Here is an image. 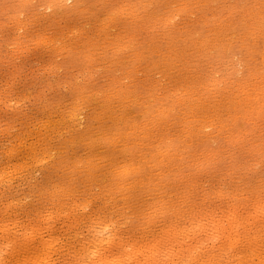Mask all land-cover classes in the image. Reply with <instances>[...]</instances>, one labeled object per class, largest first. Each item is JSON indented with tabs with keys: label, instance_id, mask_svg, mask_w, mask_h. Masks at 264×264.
Returning <instances> with one entry per match:
<instances>
[{
	"label": "rangeland",
	"instance_id": "374dc122",
	"mask_svg": "<svg viewBox=\"0 0 264 264\" xmlns=\"http://www.w3.org/2000/svg\"><path fill=\"white\" fill-rule=\"evenodd\" d=\"M29 1L31 2L29 3ZM103 2L102 0H67V2L66 0H0V256L2 257H0V264H21L22 262L18 261H23L25 259L28 261L27 264H34L36 261L35 259L40 253L42 256L39 255L37 258L39 264H45L46 260H50L49 264H86L87 261H89L88 264L91 263V261V264H104L106 262L109 264L108 261L110 260L108 259L111 258L110 263L113 264L112 260L119 257L120 260H122V255V258H125L124 254L126 250H124V248L127 249L128 253L131 251L133 253L135 252L134 255L132 253L130 254L131 257L133 256L135 258L137 254L135 260L133 258L126 259V256L125 263L128 262L130 264L133 263V261L135 264L137 262V264H139L141 260H144L143 257L145 258L144 255L146 254H148L146 257H149L147 258L150 259V263L146 258V262H144L146 264H152V259H156L158 257L157 255L160 253L163 258L165 256L167 260L170 255L172 256V254L177 253V256L173 255L170 257V260L171 258L172 260L168 261H178V264H183L184 261L185 264H207L208 262V264H264V99H260L262 98L261 96L264 95L261 94L264 90V88L262 89L264 85L261 84L264 83V74H262L264 67H261L262 65L264 66V0H103ZM232 3L233 5H231ZM256 3L257 5H255ZM258 7L261 8L259 9ZM218 8L219 10H217ZM241 9L243 12H241ZM166 14L168 17L165 16ZM225 14H228V16ZM235 16H237V18ZM240 18H242V20ZM247 27L248 29L246 30ZM249 28L253 29L249 30ZM258 31L259 33H257ZM233 32L235 34H233ZM242 37L243 42H241ZM113 39L118 40L119 43L114 42ZM176 48L178 49L176 50ZM228 56H230V58ZM190 63L192 64L190 65ZM260 67L263 68V70H261ZM252 68L256 72L255 75L252 74L254 73L251 70ZM256 68H259L261 71ZM221 70H223V72ZM190 72L192 73L190 74ZM260 72L261 77L263 76L262 78L258 75ZM256 79L258 81H256ZM261 80L262 82H260ZM246 83L248 84L246 85ZM243 84L244 87H242ZM257 84L261 88H259ZM210 85L213 86L210 87ZM246 86L249 87L247 88ZM245 87L247 89H245ZM238 88L240 89L238 90ZM242 89L245 93L248 90V94H245ZM257 90L258 92L256 94L251 93ZM259 91H261L260 94ZM243 95L247 96L248 99H245L246 97ZM126 96L129 99L126 98ZM257 96L258 101L252 98H256ZM244 99L247 100V102ZM251 99L254 101H252L253 103L250 101V106L249 100ZM238 102L242 104L239 105L237 104ZM255 102L259 104L257 103L256 105ZM231 103L238 107L233 106ZM230 104L232 108H229L231 107ZM247 104L251 107L252 111L250 107L246 109L248 106L245 105ZM260 104L263 105L261 106ZM260 106L262 109H258ZM212 107H215V109ZM201 108L203 111H200ZM209 108L212 109V112ZM219 108L224 111L218 110ZM244 108L245 111L241 110ZM204 109L208 111H204ZM216 109L219 112L214 111ZM226 110H233V116H231L230 111L229 115H227L228 112ZM247 110L251 111H248L250 115ZM199 111L200 113H197ZM240 111L242 114L247 113L244 117L249 116L248 119L241 118L243 116L239 115L241 114ZM126 112L128 116L125 114L126 118L123 119L122 116H124ZM215 112L217 115L219 113L220 116H218L222 119H219L218 116H214L216 115L214 114ZM221 113L224 115L222 116ZM160 115L164 117L162 118L163 120ZM207 115H209V117ZM235 116L236 119H233ZM128 117L130 119H127ZM150 117H152L151 120ZM111 118H113V120ZM158 118L159 122L157 121ZM204 118L205 120H202ZM125 119L128 121L126 122ZM165 119L167 121H165ZM209 119L219 120H217L218 122L215 120L216 123H213V121ZM50 120L51 122H49ZM170 120L175 123H171ZM199 120L205 122H202V125H200L201 121ZM223 120H227L226 123H224L225 121L223 122ZM228 120L232 121L228 122ZM131 122L134 126H132ZM156 122L158 123L156 124ZM134 123H137V127ZM146 123H149V127ZM228 123H231V125ZM154 124L157 128L158 126L160 128L156 129ZM162 124L163 127H161ZM215 124H217L216 126L218 128L212 126ZM232 124L233 126L236 125L230 130ZM185 125L187 129L189 127L188 130L190 132L192 131L191 134L187 132L188 130H186ZM143 126L145 127L142 128ZM172 126L174 127L172 128ZM132 127H135L136 131H133L135 128L132 129ZM191 127L197 128H195L196 131L194 129L197 134H195ZM220 127L222 130L219 129ZM222 127H224L225 130ZM152 128H154V131L149 130ZM211 128L214 129L212 130ZM155 129L157 131H155ZM178 129H181V131L179 132ZM217 129L219 130L216 131ZM233 129H235V131ZM106 130H112V132H107ZM129 130H132L133 133ZM206 131L209 132L207 133ZM227 131L231 133L229 134ZM148 132L151 133V135L149 134L150 136L144 137V134L147 135ZM163 132H165V136H167L166 133L168 132V136L170 137L168 139V137L163 136L165 139L167 138L166 140H171L173 137L178 139L180 137L179 134L183 137L178 140H175V138L173 139L174 141L171 140L173 141L172 144L174 143V145H172L171 141L170 143H166L169 141H164L162 137V135H164ZM184 133H188L186 138ZM200 133H203V136ZM155 134H157L156 137ZM172 134H177L176 136L179 137ZM207 134L210 136L213 134V136H211L212 138ZM216 134H221V136L219 135L217 138L218 140L216 139ZM119 135L120 138L124 136L125 139L120 140V138H118ZM197 135H200L198 136L199 138L197 137L198 139L196 138ZM228 136H231V138ZM108 137L112 140H110V138L108 139ZM191 137H195V145ZM200 137L201 139L203 138V141H201ZM148 138L150 139L148 140ZM210 138L212 141L214 140V143L211 144L212 141ZM99 139H101L102 142ZM107 139L113 144L106 141ZM124 140H126V142H124ZM198 140H200V142ZM119 141L122 142L120 143ZM176 141L179 142L176 143ZM127 142L132 145L127 144ZM135 142L137 144H135ZM190 142L194 146L190 144ZM108 143L110 144L108 145ZM123 143L130 146L129 151L131 149L133 150H131L132 152L130 151V155L128 154V147L125 145L122 146ZM144 143L147 147H149L148 145H151V147L147 148L146 146H142ZM155 143H157L156 146ZM160 143L164 145L162 144V146ZM178 144L182 145L178 146ZM196 144L198 145L196 146ZM202 144H204V146ZM209 144L213 147H210V151L207 146ZM159 145L160 148L157 147ZM184 145L188 147H183ZM131 146L133 148H131ZM206 146L208 149H205ZM168 147L170 149L176 148L174 150H177V152L179 150L182 154L178 153L174 155L172 151H175L173 149H171V151ZM48 148H50V151ZM111 148L115 150H111ZM139 148L145 149L139 150ZM154 148L158 150L162 148L163 150L161 151H167L166 153H170L173 157L170 156V154L168 157L165 152L159 153L160 151H157V149L154 151ZM165 148L167 150H164ZM197 148H199V150ZM54 149L56 152H53ZM121 149H123V151H121L123 154L118 152V150L120 151ZM186 149L189 150V152ZM195 149L197 151H195ZM212 149L215 151H211ZM255 149L256 152L253 151ZM147 150H149V152L150 150L152 151L149 154ZM59 152H62V154H59ZM100 152L101 155H98ZM139 152H144L143 156L146 153L147 158L146 155L141 157ZM152 152L154 153L153 155L159 156H155L156 159L162 161L159 162L157 160V162L150 163L152 159L156 161ZM117 153L118 156H116ZM160 154H164V157H166L165 159H168L167 161L169 162H165L166 160ZM128 156H130L132 162L128 159ZM161 156L163 158H161ZM175 156L177 158L180 157L179 159L181 160L178 161L179 164L177 161L172 163L173 160H179L176 159ZM96 157L97 159H95ZM110 157H112V159H110ZM135 157L136 159H134ZM141 158H143V160ZM123 160L125 161L123 162ZM141 160L143 162H141ZM116 162L123 163L116 164ZM170 162L173 165H170ZM156 163H158L157 165L161 164L163 170L157 166ZM113 164L115 165L113 166ZM134 164L137 165H135L136 169L134 166L132 167ZM138 165L140 166L138 167ZM178 165L179 169L182 168V165H184V168L179 170L177 168ZM119 166L120 168H118V171L120 172L117 173L116 167ZM168 166H170L171 169ZM172 166L175 167L172 169ZM165 167L169 169H164ZM109 168H113V170ZM123 169H126V171L123 172ZM131 169L135 170L136 174L132 172L133 170L131 171ZM104 170L106 173H103ZM177 170L179 171L177 172ZM159 172H161V175ZM166 172H169V174ZM104 174L108 175L106 176ZM109 174H111V176ZM128 174L131 175V179ZM103 175L107 178L105 179ZM140 175L144 178L142 179ZM145 175L147 179H150V181L148 179V184ZM140 177L141 180H139ZM136 178L141 183H139L138 180L134 181ZM127 180L129 182L131 180L134 181L135 185L134 182L131 183L136 189L135 187L131 188L132 185L128 183ZM142 183H144V185H142ZM138 185L140 188L141 186L145 188L142 187L141 190ZM158 186L162 188L160 189ZM66 187H68L67 190ZM124 187L126 188L125 190ZM254 191H257V193ZM126 194L127 197H125ZM139 194H141V197H139ZM144 195L145 197L142 198ZM152 205L157 207L154 208ZM258 205H260L259 208ZM157 208L159 210H157ZM154 210H156L155 213ZM161 210H163V212ZM232 212L235 214H232ZM152 213H154V215ZM226 213L229 214L227 217ZM233 215L235 217L237 215V219L234 217L237 221L231 224L227 219L229 218L228 216L233 217ZM150 219L151 221L149 222L148 220ZM211 220L217 222V224L215 223L216 226H211L212 223L214 224L213 221L210 222ZM218 223H224L225 228ZM228 223L230 226H233L229 228ZM208 224L211 225L208 227ZM95 226L97 229L100 227L102 230V238L105 237L110 239L107 240L100 237L99 240L96 241V247L104 243L105 245L97 249L95 245H93L95 241L93 243V236L91 234V230L93 233ZM220 226L222 228H219ZM226 226L227 230L231 228H233V230H229L230 232H228L225 230ZM195 227H197V229ZM200 228H202V230ZM214 228H216V230L218 228L219 231L217 230L216 232ZM211 229L214 230L212 231ZM221 229L225 231L223 232ZM199 230L201 232H199ZM173 231H175V233ZM226 231L229 235L223 238L226 236L223 235L227 233ZM172 232L176 234V237L174 243L170 244L172 245L171 247H169V244L167 245L168 251L170 248L171 252L166 255L165 251L167 248L163 239H165V237L168 239V236H170ZM215 232L217 235L218 233H222L221 237H217ZM239 233L242 234V236ZM212 234H214L215 238ZM234 234H236V236ZM162 237L163 239H161ZM211 237L212 240L210 239ZM228 237L230 238L229 240ZM23 238L28 241L31 239L30 243L27 241L28 245L25 244L29 247L28 251L27 248H25L26 246L22 245L24 243ZM167 239H165V241ZM49 240L50 243H48ZM116 240L118 241L114 242ZM160 240L164 243H161L162 241ZM89 241H92V244ZM100 242L102 244H100ZM109 242L113 244H106ZM33 244L41 247L37 248V246H34L37 249L35 250ZM87 244L89 247L93 246L95 249L89 248ZM46 245H48V247ZM193 245H195V247L197 246V248ZM81 246L86 247L83 248ZM45 247L46 249L51 248L52 250L48 251ZM188 247H191L194 253L196 252L195 254L193 253V259H189V255L187 256L184 253L187 252L186 249H188ZM13 248L14 250L16 249V252L14 251L15 253H13ZM17 248L20 251H18ZM41 248H44L45 252H47V255L45 254L46 257L43 255L45 253L43 252L44 249L42 250ZM82 248L83 250L88 248V250L83 251L81 250ZM30 249L37 254V256L35 255V259L33 258L34 256H32L34 255L32 253L33 251ZM91 249L97 251L98 254L96 255V252H93ZM128 249H130V252ZM158 249L160 251H158ZM189 250L188 252L190 254ZM82 253H84L83 262L80 260L82 258ZM86 253L88 256L85 255ZM91 253L94 254L95 259ZM99 253H101V255ZM128 253H126V255ZM180 253L184 254L181 255ZM29 254L32 255L28 256ZM24 255L28 258L30 257L34 262H32L30 258L28 260ZM152 255L155 257H152ZM100 256H103L106 261L102 262L104 259ZM39 257H41V259ZM88 257L93 260L90 261V259H87ZM177 257L178 260L175 259ZM76 259L80 260L81 263ZM137 259L141 260L138 261ZM186 259H188V261ZM130 260L131 262H129ZM27 261L23 262L25 263ZM157 261V263L154 264H158L159 260L157 259ZM181 261L182 263H180ZM189 261H191V263ZM144 262L142 261L141 263Z\"/></svg>",
	"mask_w": 264,
	"mask_h": 264
},
{
	"label": "bare ground",
	"instance_id": "6f19581e",
	"mask_svg": "<svg viewBox=\"0 0 264 264\" xmlns=\"http://www.w3.org/2000/svg\"><path fill=\"white\" fill-rule=\"evenodd\" d=\"M25 1H26V0H25ZM33 1H35V0H33ZM60 1H61V0H60ZM63 1H64V0H63ZM72 1H73V0H72ZM210 1H212V0H210ZM234 1H235V0H234ZM246 1H247V0H246ZM30 2H31V1H29V3H30ZM66 2H67V0H66ZM97 2H98V1H97ZM102 2H103V0H102ZM176 2H177V1H176ZM193 2H194V1H193ZM193 2H192V3H193ZM215 2H216V1H215ZM229 2H230V1H229ZM240 2H241V1H240ZM253 2H254V1H253ZM25 3H26V2H25ZM79 3H80V2H79ZM103 3H104V2H103ZM142 3H143V2H142ZM192 3H191V4H192ZM208 3H209V1H208ZM208 3H207V4H208ZM260 3H262V2H260ZM113 4H114V3H113ZM211 4H212V3H211ZM228 4H229V3H228ZM17 5H18V4H17ZM78 5H79V4H78ZM215 5H216V4H215ZM218 5H219V4H218ZM231 5H233V3H232ZM236 5H237V4H236ZM242 5H243V4H242ZM255 5H257V3H256ZM119 6H121V5H119ZM174 6H175V5H174ZM216 6H217V5H216ZM224 6H225V5H224ZM245 6H246V5H245ZM249 6H251V5H249ZM1 7H2V6H1ZM16 7H17V6H16ZM115 7H116V6H115ZM185 7H186V6H185ZM213 7H214V6H213ZM222 7H223V6H222ZM227 7H228V6H227ZM72 8H73V7H72ZM197 8H198V6H197ZM243 8H244V7H243ZM246 8H247V7H246ZM254 8H255V7H254ZM258 8L260 9L261 7H258ZM1 9H2V8H1ZM57 9H58V8H57ZM60 9H61V8H60ZM104 9H105V8H104ZM223 9H224V8H223ZM249 9H250V8H249ZM69 10H70V9H69ZM204 10H205V9H204ZM211 10H212V9H211ZM217 10H219V8H218ZM241 10H242V9H241ZM246 10H247V9H246ZM262 10H263V9H262ZM221 11H222V10H221ZM256 11H257V10H256ZM104 12H105V11H104ZM110 12H111V11H110ZM133 12H134V11H133ZM156 12H157V11H156ZM187 12H188V11H187ZM210 12H211V11H210ZM222 12H223V11H222ZM229 12H230V11H229ZM241 12H243V10H242ZM245 12H246V11H245ZM251 12H252V10H251ZM185 13H186V12H185ZM212 13H213V12H212ZM216 13H217V12H216ZM237 13H238V12H237ZM260 13H261V12H260ZM260 13H259V14H260ZM119 14H120V12H119ZM133 14H134V13H133ZM210 14H211V13H210ZM229 14H230V13H229ZM252 14H253V13H252ZM160 15H161V13H160ZM222 15H223V14H222ZM225 15L228 16V14H225ZM242 15H243V14H242ZM257 15H258V14H257ZM257 15H256V16H257ZM108 16H109V15H108ZM158 16H159V15H158ZM165 16H167V14H166ZM171 16H172V15H171ZM206 16H207V15H206ZM209 16H210V15H209ZM247 16H249V15H247ZM263 16H264V15H263ZM167 17H168V16H167ZM169 17H170V16H169ZM172 17H173V16H172ZM215 17H216V16H215ZM224 17H225V16H224ZM224 17H222V18H224ZM235 17L237 18V16H235ZM239 17H240V16H239ZM111 18H112V17H111ZM162 18H163V17H162ZM204 18H205V17H204ZM231 18H232V17H231ZM252 18H253V17H252ZM63 19H64V18H63ZM125 19H126V18H125ZM129 19H130V18H129ZM132 19H133V18H132ZM205 19H206V18H205ZM210 19H211V18H210ZM240 19L242 20V18H240ZM240 19H239V20H240ZM257 19H258V18H257ZM237 20H238V19H237ZM205 21H206V20H205ZM226 21H227V20H226ZM226 21H225V22H226ZM229 21H231V20H229ZM253 21H254V20H253ZM138 22H139V21H138ZM141 22H142V21H141ZM238 22H239V21H238ZM203 23H204V22H203ZM219 23H220V22H219ZM236 23H237V21H236ZM239 23H240V22H239ZM239 23H238V24H239ZM246 23H247V22H246ZM252 23H253V22H252ZM223 24H224V23H223ZM247 24H248V23H247ZM253 24H254V23H253ZM260 24H261V23H260ZM135 25H136V24H135ZM135 25H134V26H135ZM196 25H197V24H196ZM206 25H207V24H206ZM256 25H257V24H256ZM138 26H139V24H138ZM143 26H144V25H143ZM199 26H200V25H199ZM203 26H204V25H203ZM212 26H213V25H212ZM248 26H249V25H248ZM251 26H254V25H251ZM251 26H250V27H251ZM111 27H112V26H111ZM111 27H110V28H111ZM113 27H114V26H113ZM121 27H122V26H121ZM132 27H133V26H132ZM231 27H233V26H231ZM254 28H255V27H254ZM119 29H120V28H119ZM131 29H132V28H131ZM131 29H130V30H131ZM195 29H196V28H195ZM195 29H194V30H195ZM216 29H217V28H216ZM218 29H219V27H218ZM247 29H248V27L246 28V30H247ZM250 29H253V28H249V30H250ZM109 30H111V29H109ZM128 30H129V29H128ZM147 30H148V29H147ZM219 30H220V29H219ZM228 30H229V29H228ZM232 30H233V29H232ZM255 30H257V29H255ZM126 31H127V30H126ZM126 31H125V32H126ZM143 31H144V30H143ZM244 31H245V30H244ZM252 31H253V30H252ZM112 32H113V30H112ZM214 32H215V31H214ZM234 32H235V31H234ZM234 32H233V34H235ZM55 33H56V32H55ZM128 33H129V32H128ZM199 33H200V32H199ZM205 33H206V32H205ZM208 33H209V32H208ZM229 33H231V32H229ZM245 33H246V32H245ZM253 33H254V32H253ZM257 33H259V31H258ZM211 34H212V33H211ZM251 34H252V33H251ZM261 34H262V33H261ZM263 34H264V33H263ZM45 35H46V34H45ZM121 35H122V34H121ZM123 35H124V34H123ZM135 35H136V34H135ZM216 35H217V34H216ZM236 35H237V34H236ZM238 35H239V34H238ZM240 35H241V34H240ZM244 35H245V34H244ZM118 36H119V35H118ZM132 36H133V35H132ZM132 36H131V37H132ZM176 36H177V35H176ZM227 36H228V35H227ZM230 36H231V35H230ZM233 36H234V35H233ZM254 36H255V34H254ZM127 37H128V36H127ZM129 37H130V36H129ZM183 37H184V36H183ZM217 37H218V36H217ZM219 37H220V36H219ZM237 37H238V36H237ZM248 37H249V36H248ZM251 37H253V36H251ZM255 37H256V36H255ZM113 38H114V37H113ZM181 38H182V37H181ZM191 38H192V37H191ZM117 39H118V38H117ZM125 39H126V38H125ZM125 39H123V40H125ZM205 39H206V38H205ZM238 39H239V38H238ZM253 39H254V38H253ZM113 40H114V42L119 43L118 40H116V39H113ZM115 40H116V41H115ZM121 40H122V39H121ZM127 40H128V39H127ZM172 40H173V39H172ZM212 40H213V39H212ZM242 40H243V37H242V39H241V42H243ZM247 40H248V38H247ZM255 40H256V39H255ZM262 40H263V39H262ZM152 41H153V40H152ZM206 41H207V40H206ZM228 41H229V40H228ZM232 41H233V40H232ZM208 42H209V41H208ZM230 42H231V41H230ZM258 42H259V41H258ZM121 43H122V41H121ZM134 43H135V42H134ZM250 43H251V42H250ZM98 44H99V43H98ZM123 44H124V43H123ZM127 44H128V43H127ZM127 44H126V45H127ZM158 44H159V42H158ZM191 44H192V43H191ZM194 44H195V43H194ZM203 44H205V43H203ZM230 44H231V43H230ZM253 44H255V43H253ZM262 44H263V43H262ZM103 45H104V44H103ZM217 45H218V44H217ZM225 45H227V44H225ZM238 45H239V44H238ZM249 45H250V44H249ZM251 45H252V44H251ZM257 45H258V44H257ZM118 46H119V45H118ZM123 46H124V45H123ZM167 46H168V45H167ZM212 46H213V45H212ZM263 46H264V45H263ZM263 46H262V47H263ZM128 47H129V46H128ZM148 47H149V46H148ZM154 47H155V46H154ZM154 47H153V48H154ZM156 47H157V46H156ZM172 47H173V46H172ZM174 47H175V46H174ZM247 47H248V45H247ZM258 47H259V46H258ZM262 47H261V48H262ZM137 48H138V47H137ZM203 48H204V47H203ZM223 48H224V47H223ZM148 49H149V48H148ZM156 49H157V48H156ZM177 49H178V48H176V50H177ZM197 49H198V48H197ZM236 49H237V48H236ZM138 50H139V49H138ZM160 50H161V49H160ZM169 50H170V49H169ZM212 50H213V49H212ZM232 50H233V49H232ZM252 50H253V49H252ZM254 50H256V49H254ZM114 51H115V50H114ZM153 51H154V50H153ZM214 51H215V50H214ZM218 51H219V50H218ZM227 51H228V50H227ZM247 51H248V50H247ZM96 52H97V51H96ZM248 52H249V51H248ZM253 52H254V51H253ZM262 52H263V51H262ZM151 53H152V52H151ZM154 53H155V52H154ZM192 53H193V52H192ZM215 53H216V52H215ZM226 53H227V52H226ZM236 53H237V52H236ZM256 53H257V52H256ZM163 54H164V53H163ZM188 54H189V53H188ZM203 54H205V53H203ZM141 55H143V54H141ZM177 55H178V54H177ZM224 55H225V54H224ZM90 56H91V55H90ZM212 56H214V55H212ZM220 56H221V54H220ZM232 56H233V55H232ZM232 56H231V57H232ZM259 56H260V55H259ZM86 57H87V56H86ZM124 57H125V56H124ZM130 57H131V56H130ZM139 57H140V56H139ZM224 57H225V56H224ZM228 57L230 58V56H228ZM253 57H254V56H253ZM95 58H96V57H95ZM182 58H183V57H182ZM182 58H181V59H182ZM204 58H205V57H204ZM204 58H203V59H204ZM229 58H228V59H229ZM97 59H98V58H97ZM145 59H146V58H145ZM186 59H187V58H186ZM236 59H237V58H236ZM251 59H252V58H251ZM152 60H153V59H152ZM157 61H158V60H157ZM174 61H175V60H174ZM232 61H233V60H232ZM242 61H243V60H242ZM249 61H250V60H249ZM251 61H252V60H251ZM261 61H262V60H261ZM78 62H79V61H78ZM198 62H199V61H198ZM219 62H221V61H219ZM229 62H230V61H229ZM234 62H235V61H234ZM152 63H153V62H152ZM174 63H175V62H174ZM242 63H243V62H242ZM259 63H260V62H259ZM263 63H264V61H263ZM157 64H158V63H157ZM159 64H160V63H159ZM186 64H187V63H186ZM191 64H192V63H190V65H191ZM205 64H206V63H205ZM210 64H211V63H210ZM213 64H214V63H213ZM226 64H229V63H226ZM232 64H233V63H232ZM147 65H148V64H147ZM184 65H185V64H184ZM211 65H212V64H211ZM234 65H235V64H234ZM258 65H259V64H258ZM160 66H161V65H160ZM235 66H236V65H235ZM246 66H248V65H246ZM249 66H250V65H249ZM173 67H174V66H173ZM185 67H186V66H185ZM207 67H208V66H207ZM211 67H212V66H211ZM227 67H228V66H227ZM253 67H254V66H253ZM257 67H259V66H257ZM261 67H264V66L262 65ZM261 67H260V69L263 70V68H261ZM177 68H178V67H177ZM235 68H236V67H235ZM254 68H255V67H254ZM147 69H149V68H147ZM209 69H210V68H209ZM227 69H228V68H227ZM236 69H238V68H236ZM241 69H242V68H241ZM256 69H257V70H260L259 68H256ZM86 70H87V69H86ZM178 70H179V69H178ZM193 70H194V69H193ZM210 70H211V69H210ZM232 70H233V69H232ZM251 70L254 72V73H252V74L255 75V74H256L255 70H254L253 68H252ZM261 70H260V71H261ZM213 71H215V70H213ZM218 71H219V70H218ZM221 71L223 72V70H221ZM252 71H251V72H252ZM134 72H135V71H134ZM166 72H167V71H166ZM206 72H207V71H206ZM211 72H212V71H211ZM224 72H225V71H224ZM226 72H227V71H226ZM240 72H241V71H240ZM263 72H264V71H263ZM263 72H262V74H264ZM179 73H180V72H179ZM191 73H192V72H190V74H191ZM196 73H197V72H196ZM200 73H201V72H200ZM203 73H204V72H203ZM236 73H237V72H236ZM236 73H235V74H236ZM85 74H86V72H85ZM166 74H167V73H166ZM214 74H215V73H214ZM235 74H234V75H235ZM260 74H261V72L258 73V75H260ZM159 75H160V74H159ZM216 75H217V74H216ZM227 75H228V74H227ZM152 76H153V75H152ZM182 76H183V75H182ZM217 76H218V75H217ZM221 76H222V74H221ZM251 76H252V75H251ZM263 76H264V75H263ZM263 76H262V77H263ZM128 77H129V76H128ZM184 77H185V76H184ZM197 77H198V76H197ZM215 77H216V76H215ZM236 77H237V76H236ZM262 77H261V75H260V78H262ZM148 78H149V77H148ZM201 78H202V77H201ZM212 78H213V77H212ZM245 78H246V77H245ZM251 78H252V77H251ZM251 78H250V79H251ZM206 79H207V78H206ZM230 79H231V78H230ZM250 79H249V80H250ZM139 80H140V79H139ZM168 80H169V79H168ZM181 80H182V79H181ZM225 80H227V79H225ZM225 80H224V81H225ZM240 80H241V79H240ZM244 80H245V79H244ZM122 81H123V80H122ZM163 81H164V80H163ZM171 81H172V79H171ZM218 81H219V80H218ZM227 81H229V80H227ZM245 81H246V80H245ZM245 81H244V83H245ZM254 81H255V80H254ZM256 81H258V80L256 79ZM263 81H264V80H263ZM107 82H108V81H107ZM127 82H128V81H127ZM139 82H140V81H139ZM175 82H176V81H175ZM211 82H212V81H211ZM234 82H235V81H234ZM246 82H247V81H246ZM260 82H262V80H261ZM189 83H190V81H189ZM189 83H188V84H189ZM229 83H231V82H229ZM229 83H228V85H229ZM92 84H93V83H92ZM200 84H201V83H200ZM241 84H242V82H241ZM247 84H248V83H246V85H247ZM261 84L264 85V83H261ZM234 85H235V84H234ZM237 85H238V84H237ZM88 86H89V85H88ZM207 86H208V85H207ZM212 86H213V85H212ZM212 86L210 85V87H212ZM240 86H241V85H240ZM257 86H259V85L257 84ZM114 87H115V86H114ZM190 87H191V86H190ZM195 87H196V86H195ZM218 87H219V86H218ZM224 87H225V86H224ZM242 87H244V84H243ZM246 87H247V86H246ZM246 87H245V89H247L249 86H248L247 88H246ZM131 88H132V87H131ZM174 88H175V87H174ZM221 88H222V87H221ZM229 88H230V87H229ZM250 88H251V86H250ZM255 88H256V87H255ZM255 88H253V89H255ZM259 88H261V87L259 86ZM263 88H264V87H262V89H263ZM180 89H181V88H180ZM186 89H188V88H186ZM191 89H192V88H191ZM239 89H240V88H238V90H239ZM256 89H257V88H256ZM132 90H133V89H132ZM173 90H174V89H173ZM220 90H221V89H220ZM242 90H243V89H242ZM250 90H251V89H250ZM171 91H172V90H171ZM216 91H217V90H216ZM225 91H226V90H225ZM233 91H234V90H233ZM254 91H255V90H254ZM254 91H252V92L250 91V92H251L252 94H256V93L258 92V90H257L256 92H254ZM131 92H132V91H131ZM133 92H134V91H133ZM195 92H196V91H195ZM213 92H214V91H213ZM222 92H223V91H222ZM226 92H227V91H226ZM234 92H235V91H234ZM243 92H244V90H243ZM247 92H249V91L247 90ZM247 92H246V93H247ZM260 92H261V91H259V94H260ZM262 92H264V90H263ZM262 92H261V94H264V93H262ZM107 93H108V92H107ZM240 93H241V92H240ZM244 93H245V92H244ZM246 93H245V94H246ZM71 94H72V93H71ZM169 94H170V93H169ZM191 94H192V93H191ZM211 94H212V93H211ZM211 94H210V95H211ZM247 94H248V93H247ZM249 94H250V93H249ZM113 95H114V94H113ZM161 95H162V94H161ZM202 95H203V94H202ZM212 95H213V94H212ZM212 95H211V96H212ZM127 96H128V95H127ZM127 96H126V98H128ZM198 96H199V95H198ZM235 96H236V95H235ZM243 96L246 97L245 99H248L247 96H245V95H243ZM263 96H264V95H263ZM263 96H261L262 98H260V99L263 100V99H264ZM166 97H167V96H166ZM207 97H208V96H207ZM230 97H231V96H230ZM93 98H94V97H93ZM135 98H136V97H135ZM138 98H139V97H138ZM169 98H170V97H169ZM228 98H229V97H228ZM228 98H227V99H228ZM231 98H232V97H231ZM231 98H229V99H231ZM236 98H237V97H236ZM250 98H251V97H250ZM250 98H249V99H250ZM252 98L257 99V101H258V96H257L256 98H255V97H252ZM114 99H115V98H114ZM128 99H129V98H128ZM217 99H218V98H217ZM219 99L221 100L220 97H219ZM245 99H244V100H245ZM185 100H186V99H185ZM202 100H203V99H202ZM234 100H235V99H234ZM234 100H233V101H234ZM244 100H243V101H244ZM70 101H71V100H70ZM77 101H78V100H77ZM150 101H151V100H150ZM179 101H180V100H179ZM182 101H183V100H182ZM214 101H215V100H214ZM214 101H213V102H214ZM225 101H226V99H225ZM237 101H238V99H237ZM241 101H242V100H241ZM245 101L247 102V100H245ZM245 101H244V102H245ZM250 101L252 102V101H254V100H252V99L249 100V104H250V106H251ZM75 102H76V101H75ZM93 102H94V101H93ZM134 102H135V101H134ZM141 102H142V101H141ZM202 102H203V101H202ZM217 102H218V101H217ZM228 102H229V101H228ZM234 102H235V101H234ZM81 103H82V102H81ZM215 103H216V102H215ZM215 103H214V104H215ZM229 103H230V102H229ZM252 103H253V102H252ZM255 103H256V102H255ZM257 103H258V102H257ZM257 103H256V105H257ZM73 104H74V103H73ZM102 104H103V103H102ZM111 104H112V103H111ZM122 104H123V103H122ZM190 104H191V103H190ZM190 104H189V105H190ZM219 104H220V103H219ZM227 104H228V103H227ZM227 104H226V105H227ZM231 104H233V103H231ZM231 104H230V105H231ZM237 104H239V102H238ZM241 104H242V103H240L239 105H241ZM258 104H259V103H258ZM80 105H81V104H80ZM80 105H79V106H80ZM130 105H131V104H130ZM170 105H171V104H170ZM200 105H202V104H200ZM212 105H213V104H212ZM216 105H217V103H216ZM243 105H244V104H243ZM253 105H254V104H253ZM260 105H261V104H260ZM262 105H263V104H262ZM262 105H261V106H262ZM75 106H76V104H75ZM174 106H175V105H174ZM206 106H207V105H206ZM218 106L220 107L221 105H218ZM218 106H217V107H218ZM233 106H235V105L233 104ZM245 106H248V104L245 105ZM250 106H248L246 109H249ZM261 106H260V108H258V109H262ZM57 107H58V106H57ZM76 107H77V106H76ZM128 107H129V105H128ZM202 107H203V106H202ZM207 107H208V106H207ZM209 107H210V106H209ZM215 107H216V106H215ZM215 107H212V108L215 109ZM221 107H222V106H221ZM235 107H238V106L236 105ZM243 107H244V106H243ZM129 108H130V107H129ZM161 108H162V107H161ZM164 108H165V107H164ZM199 108H200V107H199ZM229 108H232V105H231V107H229ZM239 108H240V106H239ZM254 108H255V107H254ZM256 108H257V106H256ZM107 109H108V108H107ZM116 109H117V108H116ZM172 109H173V108H172ZM205 109H206V108H205ZM205 109H204V111H208V110H205ZM209 109H211V108H209ZM250 109H251V107H250ZM83 110H84V109H83ZM155 110H156V109H155ZM157 110H158V109H157ZM201 110H202V108L200 109V111H201ZM218 110L222 111L221 108H219ZM218 110L216 109V110H214V111H218ZM241 110L245 111V108H244V109H241ZM256 110H257V109H256ZM84 111H85V110H84ZM111 111H112V110H111ZM143 111H144V110H143ZM165 111H166V110H165ZM165 111H163V112H165ZM193 111H194V109H193ZM200 111L197 112V113H200ZM202 111H203V110H202ZM214 111H213V112H214ZM223 111H224V110H223ZM223 111H222V112H223ZM226 111H227V110H226ZM229 111H230V110H229ZM229 111H227L228 114H227V112H226L227 115H229ZM232 111H233V110H232ZM232 111H230L231 116H233V115H232ZM248 111H250V110H247V112H248ZM251 111H252V109H251ZM251 111H250V112H251ZM124 112H125V111H124ZM127 112H128V110H127ZM127 112L124 113V116H122L123 119L126 118V117H125V114L127 115V114H128ZM146 112H147V110H146ZM151 112H152V111H151ZM156 112H157V111H156ZM156 112H154V113H156ZM166 112H167V111H166ZM211 112H212V109H211ZM218 112H219V111H218ZM236 112H237V111H236ZM238 112H239V111H238ZM263 112H264V111H263ZM139 113H140V112H139ZM168 113H169V111H168ZM168 113H167V114H168ZM176 113H177V112H176ZM176 113H175V114H176ZM183 113H184V112H183ZM187 113H188V112H187ZM189 113H190V112H189ZM204 113H205V112H204ZM206 113H207V112H206ZM240 113H241V114H239V115H242V116H243V117H241V118H246V119H248L249 116L244 117V115H246L247 113H246V114H242L241 111H240ZM161 114H162V113H161ZM163 114H164V113H163ZM175 114H174V115H175ZM180 114H181V113H180ZM212 114H213V113H212ZM214 114H216V112H215ZM235 114H237V113H235ZM235 114H234V115H235ZM248 114L250 115L249 112H248ZM251 114H252V113H251ZM256 114H257V113H256ZM69 115H70V114H69ZM77 115H78V114H77ZM109 115H110V114H109ZM153 115H154V114H153ZM176 115H177V114H176ZM200 115H201V114H200ZM202 115H203V112H202ZM202 115H201V116H202ZM204 115H205V114H204ZM218 115H219V113H218ZM218 115L216 114V115H214V116H218ZM221 115H222V113H221ZM223 115H224V114H223ZM223 115H222V116H223ZM263 115H264V114H263ZM66 116H67V115H66ZM72 116H73V115H72ZM72 116H71V117H72ZM104 116H105V115H104ZM127 116H128V115H127ZM130 116H131V115H130ZM130 116H129V117H130ZM160 116H161V115H160ZM163 116H164V115H163ZM185 116H186V115H185ZM185 116H184V117H185ZM192 116H193V115H192ZM196 116H197V115H196ZM207 116L209 117V115H207ZM207 116H206V117H207ZM219 116H220V115H219ZM219 116H218V117H219ZM255 116H256V115H255ZM89 117H90V116H89ZM118 117H119V116H118ZM120 117H121V116H120ZM129 117H128L127 119H130ZM138 117H139V116H138ZM146 117H147V116H146ZM170 117H171V116H170ZM202 117H203V116H202ZM208 117H207V118H208ZM237 117H238V116H237ZM257 117H258V116H257ZM263 117H264V116H263ZM144 118H145V116H144ZM162 118H164V117L161 116V119H162ZM239 118H240V116H239ZM82 119H83V118H82ZM111 119L113 120V118H111ZM123 119H122V121H123ZM127 119H125L126 122L128 121ZM151 119H152V117H150V120H151ZM188 119H189V118H188ZM190 119H191V118H190ZM200 119H201V118H200ZM219 119H222V118L219 117ZM219 119H215L216 122H218L217 120H219ZM224 119H225V118H224ZM233 119H236V116H235V118L233 117ZM48 120H49V119H48ZM62 120H63V119H62ZM108 120H109V119H108ZM120 120H121V119H120ZM158 120H159V118L157 119V121H158ZM162 120H163V119H162ZM172 120H174V119H172ZM202 120H205V118L202 119ZM209 120H212V119H209ZM209 120H208V121H209ZM215 120H212L213 123L215 122ZM255 120H256V119H255ZM258 120H259V119H258ZM65 121H66V120H65ZM134 121H135V120H134ZM165 121H167V120L165 119ZM180 121H181V120H180ZM189 121H190V120H189ZM199 121H201V120H199ZM220 121H221V120H220ZM224 121H225V120H223V122H224ZM226 121H227V120H226ZM226 121H225L224 123H226ZM231 121H232V120H231ZM231 121L228 120V122H231ZM244 121H245V119H244ZM246 121H247V120H246ZM248 121H249V120H248ZM256 121H257V120H256ZM261 121H263V120H261ZM49 122H51V120H50ZM132 122H133V121H132ZM132 122H131V124H132ZM135 122H136V121H135ZM158 122H159V121H158ZM158 122H156V124H157ZM170 122H171V123H175V122H172L171 120H170ZM176 122H177V121H176ZM187 122H188V121H187ZM197 122H198V121H197ZM202 122L204 123L205 121H201V124H200V125H202ZM216 122H215V123H216ZM254 122H255V121H254ZM137 123H138V122H137ZM137 123H136V124H137ZM161 123H162V122H161ZM179 123H180V122H179ZM220 123H221V122H220ZM233 123H234V121H233ZM257 123H258V122H257ZM61 124H62V122H61ZM77 124H78V123H77ZM77 124H76V125H77ZM116 124H117V123H116ZM134 124H135V123H134ZM136 124H135V125H136ZM139 124H140V123H139ZM139 124H138V125H139ZM142 124H143V123H142ZM142 124H141V125H142ZM148 124H149V123H148ZM148 124L146 123L147 126H148ZM150 124H151V123H150ZM166 124H167V122H166ZM187 124H188V123H187ZM195 124H196V123H195ZM206 124H207V120H206ZM211 124H212V123H211ZM222 124H223V123H222ZM228 124L231 125V123H228ZM258 124H259V123H258ZM263 124H264V123H263ZM55 125H56V124H55ZM141 125H140V127H141ZM146 125H145V126H146ZM154 125H155V124H154ZM159 125H160V124H159ZM164 125H165V124H164ZM172 125H173V124H172ZM203 125H204V124H203ZM216 125H217V124L212 125V126L217 127ZM226 125H227V124H226ZM229 125H228V126H229ZM235 125H236V124H235ZM235 125H234V126H235ZM240 125H242V124H240ZM50 126H51V125H50ZM68 126H70V125H68ZM132 126H134V125L132 124ZM145 126H143L142 128H144ZM165 126H166V125H165ZM165 126H164V127H165ZM168 126H169V125H168ZM168 126H167V128H168ZM212 126H211V127H212ZM218 126H220V125H218ZM234 126H233V124H232L231 127L229 126V127H230V130H231V128L234 127ZM252 126H253V125H252ZM44 127H45V126H44ZM44 127H43V128H44ZM87 127H88V126H87ZM129 127H131V126H129ZM136 127H137V125H136ZM148 127H149V126H148ZM155 127H156V125H155ZM161 127H163V124H162ZM170 127H171V125H170ZM173 127H174V126H172V128H173ZM224 127H225V125H224ZM224 127H222V128H224ZM226 127H227V126H226ZM253 127H254V126H253ZM46 128H47V127H46ZM71 128H72V127H71ZM71 128H70V129H71ZM76 128H77V127H76ZM84 128H85V127H84ZM116 128H117V127H116ZM134 128H135V127H134ZM134 128L132 127V129H134ZM138 128H139V127H138ZM146 128H147V127H146ZM158 128H160V127L158 126ZM158 128L156 127V129H158ZM172 128H171V130H172ZM175 128H176V127H175ZM182 128H183V127H182ZM182 128H181V129H182ZM185 128H186V125H185ZM185 128H184V130H185ZM191 128H192V127H191ZM195 128H196V127H193V128H192L193 131H194ZM203 128H204V127H203ZM203 128H202V130H203ZM217 128H218V127H217ZM236 128H237V127H236ZM236 128H235V129H236ZM242 128H243V127H242ZM57 129H58V128H57ZM64 129H65V128H64ZM66 129H67V128H66ZM130 129H131V128H130ZM156 129H155V131H157ZM161 129H162V128H161ZM161 129H160V130H161ZM163 129H164V128H163ZM181 129H180V130L178 129L179 132L181 131ZM188 129H189V127H188ZM188 129L186 128V130H188ZM196 129H197V128H196ZM196 129H195V131H196ZM211 129L213 130L214 128H211ZM215 129H216V128H215ZM219 129L222 130L221 127H220ZM219 129H217L216 131H218ZM235 129H233V130L235 131ZM239 129H240V128H239ZM250 129H251V128H250ZM259 129H260V128H259ZM41 130H42V129H41ZM68 130H69V129H68ZM119 130H120V128H119ZM127 130H128V129H127ZM145 130H146V129H145ZM149 130H153V131H154V128L149 129ZM160 130H159V131H160ZM168 130H169V129H168ZM182 130H183V129H182ZM198 130H199V128H198ZM224 130H225V128H224ZM262 130H263V129H262ZM55 131H56V130H55ZM106 131H107V130H106ZM129 131H132V130H129ZM133 131H136V128H135V130H133ZM133 131H132L131 133H133ZM162 131H163V130H162ZM166 131H167V130H166ZM176 131H177V130H176ZM195 131H194V132H195ZM200 131H201V130H200ZM203 131H204V130H203ZM228 131H229V130H228ZM228 131H227V132H228ZM234 131H232V132H234ZM242 131H243V130H242ZM38 132H39V131H38ZM43 132H44V131H43ZM49 132H50V131H49ZM107 132H112V130H111V131H107ZM107 132H106V134H107ZM127 132H128V131H127ZM143 132H144V131H143ZM182 132H184V131H182ZM182 132H181V133H182ZM187 132H190V131L188 130ZM191 132H192V131H191ZM191 132H190V134H191ZM194 132H193V133H194ZM206 132L208 133L209 131H206ZM210 132H211V131H210ZM244 132H245V131H244ZM246 132H248V131H246ZM259 132H260V131H259ZM36 133H37V132H36ZM59 133H60V132H59ZM120 133H121V132H120ZM120 133H119V134H120ZM128 133H130V132H128ZM153 133H154V132H153ZM155 133H156V132H155ZM159 133H162V132H159ZM159 133H158V134H159ZM163 133H164V135H162V137L165 136V132H163ZM170 133H171V132H170ZM177 133H178V132H177ZM217 133H218V132H217ZM220 133H221V132H220ZM224 133H225V132H224ZM228 133H229V132H228ZM230 133H231V132H230ZM230 133H229V134H230ZM256 133H258V132H256ZM45 134H46V133H45ZM61 134H62V133H61ZM61 134H60V135H61ZM63 134H64V133H63ZM149 134L151 135V133H149V132H148L147 135L144 134V137H145V136H146V137H147V136H150ZM184 134H185V133H184ZM190 134H189V135H190ZM195 134H197V133L195 132ZM200 134H202V136H203V133H200ZM204 134H205V133H204ZM232 134H233V133H232ZM46 135H47V134H46ZM112 135H113V134H112ZM112 135H111V137H112ZM117 135H118V134H117ZM120 135H122V134H120ZM120 135H119V137H118V136H117V137L120 138ZM130 135H131V134H130ZM130 135H129V136H130ZM152 135H153V134H152ZM156 135H157V134H155V137H156ZM166 135H167V136H165V137H168V139H169L170 137L168 136V132L166 133ZM170 135H171V134H170ZM172 135L176 136L177 134H176V135H175V134H172ZM182 135H183V133H182ZM186 135H188V133L185 134V138L187 137ZM205 135H206V134H205ZM207 135H208V134H207ZM219 135L221 136V134H219ZM219 135L216 134V139L219 137ZM225 135H226V133H225ZM43 136H44V135H43ZM48 136H49V135H48ZM125 136H126V135H125ZM139 136H140V135H139ZM142 136H143V135H142ZM179 136H180V137H179ZM179 136H176V137H179V138H182V137H183V136H181V134H179ZM193 136H194V134H193ZM198 136H200V135H197L196 138H197ZM202 136H201V137H202ZM208 136L211 137V136H213V134H212L211 136H210V135H208ZM231 136H233V135H231ZM231 136H230V137L228 136V137L231 138ZM234 136H235V135H234ZM238 136H239V135H238ZM254 136H255V135H254ZM262 136H263V135H262ZM98 137H99V136H98ZM106 137H107V136H106ZM127 137H128V136H127ZM158 137H159V136H158ZM162 137H161V138H162ZM165 137H163L164 141L167 139V138L165 139ZM172 137H173V136H172ZM201 137H200V139H201ZM209 137H208V139H209ZM224 137H225V136H224ZM109 138H110V137H108V139H109ZM128 138H129V137H128ZM128 138H127V140H128ZM174 138H175V137H173L171 140H173ZM179 138H178V139H179ZM191 138H192V137H191ZM193 138H194V139H193ZM193 138H192V140H194L193 143H194V145H195V143H196L195 141H196V140H195V137H193ZM198 138H199V137H198ZM198 138H197V139H198ZM206 138H207V136H206ZM206 138H204V139H206ZM211 138H212V137H211ZM211 138H210V140L212 141ZM214 138H215V136H214ZM214 138H213V139H214ZM105 139H106V138H105ZM108 139H107L106 141H109ZM123 139H125L124 136L120 138V140H123ZM139 139H140V138H139ZM149 139H150V138H148V140H149ZM151 139H152V136H151ZM154 139H155V138H154ZM176 139H177V138H175V140H176ZM178 139H177V140H178ZM239 139H240V138H239ZM262 139H263V138H262ZM41 140H42V139H41ZM50 140H51V138H50ZM59 140H60V139H59ZM99 140L101 141V139H99ZM110 140H112V139L110 138ZM114 140H115V138H114ZM155 140H158V139H155ZM155 140H154V141H155ZM160 140H161V139H160ZM171 140H166V141H169V142H166V141H165V142H166V143H170ZM185 140H186V139H185ZM188 140H189V138H188ZM188 140H187V141H188ZM217 140H218V139H217ZM225 140H226V139H225ZM235 140H236V139H235ZM245 140H246V139H245ZM245 140H244V141H245ZM33 141H34V140H33ZM46 141H47V140H46ZM48 141H49V140H48ZM52 141H53V139H52ZM64 141H65V140H64ZM94 141H95V140H94ZM131 141H132V140H131ZM139 141H140V140H139ZM152 141H153V140H152ZM152 141H151V142H152ZM173 141H174V140H173ZM173 141H171V144H172ZM179 141H181V140H179ZM179 141H176V143H178ZM182 141H183V140H182ZM198 141L200 142V140H198ZM201 141H203V138L201 139ZM204 141H206V140H204ZM213 141H214V140H213ZM213 141L211 142V144L214 143ZM250 141H251V140H250ZM263 141H264V140H263ZM101 142H102V141H101ZM109 142H110L111 144H113L111 141H109ZM119 142H120V141H119ZM121 142H122V141H121ZM121 142H120V143H121ZM124 142H126V140H124ZM143 142H144V141H143ZM199 142H198V143H199ZM209 142H210V141H209ZM215 142H216V141H215ZM230 142H231V141H230ZM253 142H254V141H253ZM253 142H252V143H253ZM260 142H261V140H260ZM46 143H47V142H46ZM62 143H63V142H62ZM105 143H107V142H105ZM110 143H108V145H109ZM148 143H149V142H148ZM157 143H158V141H157ZM157 143H155V146H156ZM184 143H185V142H184ZM186 143H187V142H186ZM203 143H204V142H203ZM226 143H227V141H226ZM254 143H255V142H254ZM257 143H258V142H257ZM63 144H64V143H63ZM116 144H118V143H116ZM127 144H129V143L127 142ZM135 144H137V143L135 142ZM160 144H161V143H160ZM162 144H163V143H162ZM162 144H161V145H162ZM190 144H192V143L190 142ZM239 144H241V143H239ZM262 144H263V143H262ZM45 145H46V144H45ZM55 145H57V144H55ZM89 145H90V144H89ZM105 145H106V144H105ZM123 145H125V144L123 143L122 146H123ZM129 145H132V144H129ZM147 145H148V144H147ZM163 145H164V144H163ZM163 145H162V146H163ZM172 145H174V143H173ZM172 145H170V146H172ZM176 145H177V144H176ZM176 145H175V146H176ZM180 145H182V144H180ZM180 145L178 144V146H180ZM186 145H189V144H186ZM192 145H193V144H192ZM194 145H193V146H194ZM197 145H198V144H196V146H197ZM199 145H200V144H199ZM202 145L204 146V144H202ZM232 145H233V143H232ZM53 146H54V145H53ZM100 146H101V145H100ZM111 146H112V145H111ZM114 146H115V145H114ZM125 146L128 147V154H129L130 151H131L132 149L129 151V149H130L129 147H130V146H127V145H125ZM133 146H134V145H133ZM139 146H141V145H139ZM139 146H138V147H139ZM142 146H146L145 143H144V145L142 144ZM148 146H149V147H147V146H146V147H147V148H150V147H151V145H148ZM152 146H153V145H152ZM168 146H169V145H168ZM196 146H195V147H196ZM200 146H201V145H200ZM207 146H208L209 149L207 148ZM207 146L205 147V149H208L209 151H210V147L213 148L212 146H210V144L207 145ZM222 146H223V145H222ZM224 146H225V145H224ZM230 146H231V145H230ZM233 146H234V145H233ZM233 146H232V147H233ZM257 146H258V145H257ZM35 147H36V146H35ZM47 147H48V146H47ZM50 147H51V146H50ZM109 147H110V146H109ZM157 147L160 148V145L157 146ZM165 147H167V146H165ZM173 147H174V146H173ZM183 147H188V146H185V145H184ZM201 147H202V146H201ZM215 147H216V146H215ZM215 147H214V148H215ZM227 147H228V146H227ZM241 147H242V146H241ZM251 147H252V146H251ZM255 147H256V146H255ZM255 147H254V148H255ZM54 148H55V147H54ZM61 148H62V147H61ZM107 148H108V147H107ZM107 148H106V149H107ZM114 148H115V147H114ZM114 148H111V150L114 149ZM121 148H122V147H121ZM131 148H133V147L131 146ZM140 148H141V147H140ZM140 148H139V150H143V149H145V148H142V149H140ZM189 148H190V147H189ZM199 148H200V147H199ZM199 148H197V149L199 150ZM203 148H204V147H203ZM219 148H220V146H219ZM225 148H226V147H225ZM243 148H244V147H243ZM258 148H259V147H258ZM48 149H49V151H50V148H48ZM117 149H118V148H117ZM123 149H125V148H123ZM123 149H121L120 151L118 150V152L120 153L121 151H123ZM135 149H136V148H135ZM154 149H155V148H154ZM156 149H157V148H156ZM156 149H155L154 151H156ZM168 149H170V148L168 147ZM171 149H173V148H171ZM171 149H170V150H171ZM174 149H176V148H174ZM174 149H173V150H174ZM178 149H179V147H178ZM182 149H184V148H182ZM216 149H217V148H216ZM249 149H250V148H249ZM259 149H260V148H259ZM27 150H28V149H27ZM42 150H43V149H42ZM99 150H100V149H99ZM104 150H105V148H104ZM104 150H103V151H104ZM114 150H115V149H114ZM126 150H127V149H126ZM137 150H138V149H137ZM137 150H135V151H137ZM161 150H163V149L161 148ZM161 150H158V149H157V151H160L159 153L163 152V151H161ZM164 150H167V149L165 148ZM170 150H169V151H170ZM180 150H181V147H180ZM186 150H187V149H186ZM191 150H193V149H191ZM246 150H247V148H246ZM54 151H55V149L53 150V152H54ZM60 151H61V150H60ZM105 151H106V150H105ZM132 151H133V150H132ZM132 151H131V152H132ZM147 151L149 152V150H147ZM147 151H146V152H147ZM151 151H152V150H150L149 154L151 153ZM154 151H153V152H154ZM171 151H172V150H171ZM174 151H175V150H174ZM183 151H185V150H183ZM187 151L189 152V150H187ZM195 151H197V150L195 149ZM203 151H204V150H203ZM211 151H215V150L212 149ZM219 151H220V150H219ZM251 151H252V150H251ZM253 151L256 152V149L253 150ZM29 152H30V151H29ZM55 152H56V151H55ZM107 152H108V151H107ZM114 152H116V151H114ZM126 152H127V151H126ZM144 152H145V151H144ZM144 152H143V153H144ZM153 152H152V155L154 154ZM164 152H165V151H164ZM164 152H163V153H164ZM166 152H167V151H166ZM166 152H165V153H166ZM175 152H177V150H176ZM175 152L172 151V154L175 155V154L181 153V152H179V150H178L177 153H175ZM206 152H207V151H206ZM35 153H36V152H35ZM46 153H47V152H46ZM60 153L62 154V152H59V154H60ZM89 153H90V152H89ZM102 153H103V152H102ZM109 153H110V152H109ZM121 153H122V152H121ZM124 153H125V152H124ZM139 153H140V152H139ZM143 153H140L139 155H140L141 157H144V156L146 155V158H147V154L145 153V155L143 156ZM183 153H184V152H183ZM192 153H193V151H192ZM192 153H191V154H192ZM198 153H199V152H198ZM201 153H202V151H201ZM201 153H200V154H201ZM209 153H210V152H209ZM247 153H250V152H247ZM28 154H29V153H28ZM51 154H52V153H51ZM80 154H81V153H80ZM96 154H97V153H96ZM113 154H114V153H113ZM122 154H123V153H122ZM122 154H120V155H122ZM125 154H126V153H125ZM130 154H131V153H130ZM130 154H129V155H130ZM149 154H148V155H149ZM169 154H170V153H169ZM169 154L166 153L167 156H168ZM181 154H182V153H181ZM193 154H194V153H193ZM212 154H213V153H212ZM212 154H211V155H212ZM214 154H215V153H214ZM238 154H239V153H238ZM251 154H252V153H251ZM263 154H264V153H263ZM30 155H31V154H30ZM44 155H45V154H44ZM98 155H101V152H100ZM103 155H104V153H103ZM106 155H107V154H106ZM160 155H162V154H160ZM166 155H165V156H166ZM183 155H184V154H183ZM220 155H221V154H220ZM253 155H254V154H253ZM82 156H83V155H82ZM94 156H95V155H94ZM116 156H118V153H117ZM140 156H138V157H140ZM153 156H154V158L156 159L155 156H158V155H153ZM162 156L164 157V154H163ZM162 156H161V158H163ZM170 156L173 157V155H171V154H170ZM181 156H182V155H181ZM195 156H196V155H195ZM213 156H214V155H213ZM216 156H217V155H216ZM31 157H32V156H31ZM39 157H41V156H39ZM53 157H54V156H53ZM99 157H100V156H99ZM108 157H109V156H108ZM128 157H129L128 159L131 161L130 156H128ZM138 157H137V159H138ZM149 157H150V156H149ZM158 157H159V156H158ZM158 157H157V158H158ZM168 157H169V156H168ZM172 157H171V158H172ZM175 157H176V156H175ZM192 157H193V156H192ZM197 157H198V156H197ZM208 157H209V156H208ZM251 157H252V156H251ZM78 158H79V157H78ZM80 158H81V157H80ZM131 158H132V157H131ZM150 158H152V157H150ZM161 158H160V159H161ZM165 158H166V157H164V159H165ZM179 158H180V157H179ZM179 158L176 157V159H179ZM182 158H183V157H182ZM198 158H199V157H198ZM198 158H195V159H198ZM210 158H211V157H210ZM215 158H216V157H215ZM234 158H235V157H234ZM34 159H35V158H34ZM54 159H55V158H54ZM95 159H97V157H96ZM98 159H99V158H98ZM110 159H112V157H110ZM122 159H123V158H122ZM134 159H136V157H135ZM141 159L143 160V158H141ZM174 159H175V158H174ZM185 159H186V158H185ZM86 160H87V159H86ZM93 160H94V159H93ZM105 160H107V159H105ZM114 160H115V159H114ZM129 160H126V161H129ZM139 160H140V159H139ZM142 160H141V162H143ZM146 160H148V159H146ZM157 160H158V159H156V161H153V159H152V162H150V163L157 162ZM165 160H166L165 162H169V161H167L168 159H165ZM169 160H170V159H169ZM180 160H181V159H179V160H173V162H172V161H171V162L174 163V161H177V163H178V161H180ZM30 161H31V160H30ZM40 161H41V160H40ZM45 161H46V160H45ZM62 161H63V160H62ZM112 161H113V160H112ZM119 161H120V159H119ZM124 161H125V160H123V162H124ZM130 161H129V162H130ZM135 161H136V160H135ZM148 161H149V160H148ZM150 161H151V160H150ZM158 161L161 162L162 160H161V161L158 160ZM201 161H202V159H201ZM211 161H213V160H211ZM253 161H254V160H253ZM48 162H49V161H48ZM64 162H65V161H64ZM84 162H85V161H84ZM123 162H120V163H123ZM131 162H132V161H131ZM145 162H146V161H145ZM171 162L169 163L170 165L172 164ZM182 162H183V161H182ZM194 162H195V161H194ZM230 162H231V161H230ZM43 163H45V162H43ZM49 163H50V162H49ZM98 163H99V162H98ZM110 163H112V162H110ZM120 163H119V162H118V163L116 162V164H120ZM125 163H127V162H125ZM133 163H134V162H133ZM133 163H132V164H133ZM146 163H147V162H146ZM232 163H233V162H232ZM31 164H32V163H31ZM67 164H68V163H67ZM67 164H66V165H67ZM69 164H70V163H69ZM78 164H79V163H78ZM108 164H109V162H108ZM128 164H130V163H128ZM154 164H155V163H154ZM157 164H158V163H156V165H157ZM164 164H165V163H164ZM169 164H168V165H169ZM178 164H179V163H178ZM186 164H187V163H186ZM191 164H192V163H191ZM196 164H197V163H196ZM22 165H23V164H22ZM51 165H52V163H51ZM75 165H76V164H75ZM81 165H82V164H81ZM93 165H94V164H93ZM98 165H99V164H98ZM114 165H115V164H113V166H114ZM121 165H122V164H121ZM130 165H131V164H130ZM135 165H136V164L132 165V167L134 166V168H135ZM145 165H147V164H145ZM149 165H150V164H149ZM152 165H153V164H152ZM160 165H161V164H160ZM160 165H157V166H159V167L161 168L162 165H161V166H160ZM172 165H173V164H172ZM193 165H194V163H193ZM240 165H241V164H240ZM53 166H54V165H53ZM87 166H88V165H87ZM123 166H124V165H123ZM136 166H137V165H136ZM139 166H140V165H138V167H139ZM153 166H155V165H153ZM166 166H167V164H166ZM183 166H184V165H182L181 167L184 168ZM60 167H61V166H60ZM65 167H66V166H65ZM92 167H93V166H92ZM110 167H111V166H110ZM132 167H130V168H132ZM142 167H143V166H142ZM168 167L170 168V166H168ZM168 167H167V168H168ZM173 167H175V166H172V169H173ZM176 167H177V166H176ZM190 167H191V166H190ZM194 167H195V166H194ZM235 167H236V166H235ZM42 168H43V167H42ZM45 168H46V167H45ZM78 168H79V167H78ZM88 168H89V167H88ZM116 168H117V169H116ZM116 168H115V169L117 170V173L120 172V171H118V168H120V166H119V167H116ZM128 168H129V166H128ZM134 168H133V169H134ZM151 168H153V167H151ZM167 168L165 167L164 169H167ZM169 168H168V169H169ZM177 168L179 169V165H178ZM177 168H176V169H177ZM182 168H181V169H182ZM195 168H196V167H195ZM199 168H200V167H199ZM224 168H225V167H224ZM68 169H69V168H68ZM82 169H83V168H82ZM109 169H111V168H109ZM115 169H114V170H115ZM133 169H131V171H132ZM135 169H136V168H135ZM140 169H141V167H140ZM148 169H149V168H148ZM155 169H156V168H155ZM161 169H162V168H161ZM170 169H171V168H170ZM176 169H175V170H176ZM181 169H179V170H181ZM47 170H48V169H47ZM77 170H78V169H77ZM111 170H113V168H112ZM127 170H128V169H127ZM137 170H138V169H137ZM162 170H163V169H162ZM179 170H177V172H178ZM73 171H74V170H73ZM89 171H90V170H89ZM124 171H126V169H123V172H124ZM154 171H155V170H154ZM168 171H169V170H168ZM224 171H225V170H224ZM86 172H87V171H86ZM108 172H109V171H108ZM110 172H111V171H110ZM121 172H122V171H121ZM127 172H128V171H127ZM132 172H135V170H133ZM141 172H142V171H141ZM147 172H149V171H147ZM150 172H151V171H150ZM161 172H162V171H161ZM161 172H159L160 175H161ZM164 172H165V170H164ZM169 172H170V171H169ZM169 172H166V173L169 174ZM198 172H199V171H198ZM228 172H229V171H228ZM61 173H62V172H61ZM73 173H74V172H73ZM73 173H72V174H73ZM90 173H91V172H90ZM103 173H106V171L104 170ZM103 173H102V174H103ZM145 173H146V172H145ZM145 173H144V174H145ZM162 173H163V172H162ZM171 173H172V172H171ZM173 173H175V172H173ZM64 174H65V173H64ZM122 174H123V173H122ZM126 174H127V173H126ZM135 174H136V172H135ZM75 175H76V174H75ZM104 175H106V174H104ZM104 175H103V177H105ZM107 175H108V174H107ZM107 175H106V176H107ZM109 175L111 176V174H109ZM113 175H114V174H113ZM124 175H125V173H124ZM128 175H129V174H128ZM133 175H134V174H133ZM151 175H152V174H151ZM154 175H155V174H154ZM162 175H165V174H162ZM24 176H25V175H24ZM79 176H80V175H79ZM110 176H109V177H110ZM118 176H119V175H118ZM121 176H122V175H121ZM130 176H131V175H129V177H130ZM137 176H138V175H137ZM140 176H142V175H140ZM166 176H167V175H166ZM168 176H169V175H168ZM229 176H230V175H229ZM67 177H68V176H67ZM125 177H126V176H125ZM125 177H124V178H125ZM127 177H128V176H127ZM134 177H135V175H134ZM150 177H151V176H150ZM161 177H162V176H161ZM172 177H173V176H172ZM59 178H60V177H59ZM64 178H65V177H64ZM69 178H70V177H69ZM72 178H73V176H72ZM98 178H99V177H98ZM106 178H107V177H105V179H106ZM143 178H144V177L142 176V179H143ZM145 178L147 179L146 175H145ZM174 178H175V177H174ZM102 179H103V178H102ZM108 179H109V178H108ZM115 179H117V178H115ZM122 179H123V177H122ZM127 179H129V178H127ZM130 179H131V177H130ZM148 179H149V178H148ZM148 179H147V184H148ZM65 180H66V179H65ZM68 180H69V179H68ZM68 180H67V182H68ZM70 180H72V179H70ZM89 180H90V178H89ZM92 180H93V178H92ZM109 180H110V179H109ZM125 180H126V179H125ZM137 180H138V179L136 178V180H134V181H137ZM139 180H141V177L139 178ZM139 180H138V182H139ZM72 181H74V180H72ZM75 181H76V180H75ZM127 181H128V180H127ZM134 181L131 180L130 182L128 181V183H131V182H134ZM145 181H146V180H145ZM149 181H150V179H149ZM59 182H60V181H59ZM69 182H70V181H69ZM80 182H81V181H80ZM96 182H97V181H96ZM103 182H104V181H103ZM138 182H137V183H138ZM142 182H144V181H142ZM62 183H63V182H62ZM83 183H84V182H83ZM87 183H88V182H87ZM113 183H114V182H113ZM139 183H141V182H139ZM139 183H138V184H139ZM144 183H145V182H144ZM144 183H142V185H144ZM64 184H65V183H64ZM103 184H104V183H103ZM103 184H102V185H103ZM105 184H106V183H105ZM107 184H108V183H107ZM107 184H106V185H107ZM115 184H116V183H115ZM126 184H127V183H126ZM166 184H167V182H166ZM168 184H170V183H168ZM59 185H60V184H59ZM106 185H105V186H106ZM108 185H109V184H108ZM129 185H130V184H129ZM129 185H128V186H129ZM131 185H132V183H131ZM134 185H135V182H134ZM139 185H140V184H139ZM139 185H138V187H139ZM145 185H146V183H145ZM164 185H165V184H164ZM252 185H253V184H252ZM256 185H257V184H256ZM52 186H53V185H52ZM55 186H56V185H55ZM57 186H58V185H57ZM75 186H76V185H75ZM89 186H90V184H89ZM99 186H100V185H99ZM105 186H104V188H105ZM114 186H115V185H114ZM124 186H125V185H124ZM146 186H148V185H146ZM155 186H156V185H155ZM168 186H170V185H168ZM68 187H70V186H68ZM68 187H66V190H67ZM73 187H74V186H73ZM87 187H88V186H87ZM122 187H123V186H122ZM129 187H130V186H129ZM129 187H128V190H129ZM133 187H135V186L132 185L131 188H133ZM142 187H144V186H141V188H142ZM150 187H152V186H150ZM158 187H159V186H158ZM247 187H248V186H247ZM74 188H75V187H74ZM77 188H78V186H77ZM77 188H76V189H77ZM113 188H115V187H113ZM117 188H118V187H117ZM119 188H120V187H119ZM126 188H127V185H126ZM126 188L124 187V190H125ZM131 188H130V191H131ZM139 188H140V187H139ZM141 188H140V189H141ZM144 188H145V187H144ZM156 188H157V187H156ZM159 188L161 189L162 187H159ZM163 188H164V187H163ZM251 188H252V187H251ZM258 188H259V187H258ZM61 189H62V188H61ZM76 189H75V190H76ZM102 189H103V188H102ZM111 189H112V188H111ZM135 189H136V187H135ZM146 189H148V188H146ZM247 189H248V188H247ZM249 189H250V188H249ZM62 190H63V189H62ZM64 190H65V189H64ZM75 190H74V191H75ZM109 190H110V189H109ZM128 190H127V192H128ZM141 190H142V189H141ZM253 190H254V189H253ZM58 191H59V190H58ZM69 191H70V190H69ZM72 191H73V190H72ZM78 191H79V190H78ZM105 191H106V190H105ZM121 191H122V190H121ZM134 191H135V190H134ZM136 191H137V190H136ZM149 191H150V189H149ZM159 191H160V190H159ZM66 192H67V191H66ZM79 192H80V191H79ZM113 192H114V191H113ZM117 192H118V191H117ZM123 192H124V191H123ZM125 192H126V191H125ZM127 192H126V193H127ZM157 192H158V191H157ZM254 192L257 193V191H254ZM263 192H264V191H263ZM54 193H55V192H54ZM143 193H144V192H143ZM258 193H259V192H258ZM116 194H117V193H116ZM191 194H192V193H191ZM57 195H58V194H57ZM57 195H56V196H57ZM59 195H60V194H59ZM63 195H64V194H63ZM119 195H122V194H119ZM123 195H124V194H123ZM130 195H131V193H130ZM146 195H148V194H146ZM157 195H158V194H157ZM84 196H85V195H84ZM131 196H132V195H131ZM136 196H137V195H136ZM184 196H185V195H184ZM263 196H264V195H263ZM58 197H59V196H58ZM85 197H86V196H85ZM125 197H127V194H126ZM128 197H129V196H128ZM139 197H141V194H139ZM144 197H145V195H144L142 198H144ZM56 198H57V197H56ZM64 198H65V197H64ZM146 198H148V197H146ZM159 198H160V197H159ZM124 199H125V198H124ZM107 200H108V199H107ZM127 200H128V199H127ZM160 200H161V199H160ZM63 201H64V200H63ZM129 201H130V200H129ZM153 201H154V200H153ZM64 202H65V201H64ZM126 202H128V201H126ZM160 202H161V201H160ZM132 203H133V202H132ZM155 203H156V202H155ZM158 203H159V202H158ZM162 203H163V202H162ZM120 204H121V203H120ZM124 204H125V203H124ZM160 204H161V203H160ZM234 204H235V203H234ZM234 204H233V205H234ZM261 204H262V203H261ZM84 205H85V204H84ZM180 205H181V204H180ZM238 205H239V204H238ZM248 205H249V204H248ZM259 206H260V205H258V208H259ZM263 206H264V205H263ZM140 207H141V206H140ZM152 207L156 208L157 206L155 207V205H154V206L152 205ZM158 207H159V206H158ZM243 207H244V206H243ZM60 208H61V207H60ZM86 208H87V207H86ZM137 208H138V207H137ZM163 208H164V207H163ZM244 208H245V207H244ZM120 209H121V208H120ZM161 209H162V208H161ZM226 209H228V208H226ZM260 209H261V207H260ZM157 210H159V209L157 208ZM163 210H164V209H163ZM163 210H161V211L163 212ZM197 210H198V209H197ZM138 211H140V210H138ZM155 211H156V210H154V213H155ZM231 211H232V210H231ZM231 211H230V212H231ZM118 212H119V211H118ZM122 212H123V211H122ZM134 212H135V211H134ZM134 212H133V213H134ZM159 212H160V211H159ZM119 213H120V212H119ZM138 213H139V212H138ZM140 213H141V212H140ZM154 213H152V214L154 215ZM136 214H137V212H136ZM141 214H143V213H141ZM152 214H151V215H152ZM156 214H157V212H156ZM156 214H155V216H156ZM232 214H235V213L232 212ZM232 214H231V215H232ZM153 215H152V216H153ZM227 215H229V214L226 213V217H227ZM100 216H101V215H100ZM100 216H99V217H100ZM110 216H111V215H110ZM138 216H139V215H138ZM141 216H142V215H141ZM146 216H147V215H146ZM111 217H112V216H111ZM205 217H206V216H205ZM222 217H223V216H222ZM228 217H229V218H228V219L226 218V219H227V220L229 221V223H231V224H233L234 221H237V220H236V219H237V215H236V217H235L234 215H233V217H232V216H228ZM234 217H235L236 219H234ZM246 217H247V216H246ZM119 218H120V217H119ZM220 218H221V217H220ZM97 219H98V218H97ZM123 219H125V218H123ZM155 219H156V218H155ZM226 219H225V220H226ZM245 219H246V218H245ZM75 220H76V219H75ZM218 220H219V219H218ZM218 220H217V221H218ZM243 220H244V219H243ZM113 221H114V220H113ZM121 221H122V220H121ZM130 221H131V220H130ZM148 221L150 222L151 219L148 220ZM205 221H206V220H205ZM212 221H213V220H211L210 222H212ZM240 221H241V220H240ZM240 221H239V222H240ZM105 222H106V221H105ZM105 222H104V223H105ZM124 222H125V221H124ZM126 222H127V220H126ZM128 222H129V221H128ZM206 222H207V221H206ZM213 222H214V221H213ZM224 222H225V221H224ZM226 222H227V221H226ZM215 223L217 224V222H214V224L212 223V225H211V224H210V225L214 227V226H216ZM221 223H222V221H221ZM221 223H218V224H221ZM229 223H228V225H229V228H230V227L233 226V225L230 226ZM235 223H236V222H235ZM12 224H13V223H12ZM127 224H128V223H127ZM195 224H196V223H195ZM242 224H243V223H242ZM46 225H47V224H46ZM99 225H100V224H99ZM99 225H98V226H99ZM101 225H102V224H101ZM112 225H113V224H112ZM116 225H117V224H116ZM123 225H124V223H123ZM125 225H126V224H125ZM139 225H141V224H139ZM139 225H138V226H139ZM204 225H205V224H204ZM210 225L208 224V227H209ZM221 225H222V227L224 226L223 228H225L224 223L221 224ZM238 225H239V224H238ZM90 226H91V225H90ZM102 226H104V225H102ZM106 226H107V225H106ZM194 226H195V225H194ZM197 226H198V225H197ZM234 226H237V225H234ZM5 227H6V226H5ZM32 227H34V226H32ZM115 227H116V226H115ZM200 227H201V226H200ZM217 227H218V226H217ZM222 227L220 226L219 228H222ZM93 228H94V227H93ZM101 228H102V227H101ZM193 228H194V227H193ZM195 228L197 229V227H195ZM235 228H236V227H235ZM5 229H6V228H5ZM48 229H49V228H48ZM200 229L202 230V228H200ZM207 229H208V228H207ZM209 229H210V228H209ZM214 229L216 230V228H214ZM214 229H211V230L213 231ZM103 230H104V228H103ZM190 230H191V229H190ZM217 230H218V228H217ZM217 230H216V232H217ZM221 230L224 232L225 230H227V226H226V229H225V230H223V229H221ZM229 230H233V228H231V229H229ZM229 230H227V231L230 232ZM237 230H238V229H237ZM51 231H52V230H51ZM115 231H116V230H115ZM218 231H219V230H218ZM222 231H221V232H222ZM227 231H226V232H227ZM243 231H244V230H243ZM101 232H102V230L100 229V227L97 229L96 226H95V229L93 230V233H92V230H91V234H92V236H93V238H92L93 243H94V241H95V244H93V245H95V248H96V249H97V248H100V246H102V245H105V243L102 244V243L100 242V244H102V245H100L99 247H96V241H98L100 237L102 238V236H101ZM173 232L175 233V231H173ZM173 232H172V233H173ZM188 232H190V231H188ZM199 232H201V231L199 230ZM209 232H210V230H209ZM216 232H215V233H216ZM228 232H227L226 234H223V235H226V236H224L223 238H225V237H227V235H229ZM172 233H171L170 236H168V239L165 237V239H167L166 241H165V239H163V237L161 238V239L164 240L165 243H164L162 240H160V241H162L161 243L166 244V245H165L166 248H167V245H168V244L170 245V244H173V243H174V239H175V237H176V236H175L176 234H174V233L172 234ZM192 233H193V232H192ZM196 233H197V231H196ZM232 233H234V232H232ZM235 233H236V232H235ZM237 233H238V232H237ZM245 233H246V232H245ZM108 234H109V233H108ZM185 234H186V233H185ZM197 234H198V233H197ZM209 234H210V233H209ZM230 234H231V233H230ZM239 234H240V233H239ZM109 235H110V234H109ZM186 235H187V234H186ZM191 235H192V234H191ZM212 235H213V237H214V234H212ZM216 235H217V233H216ZM219 235H220V236H219ZM221 235H222V233H221V234L218 233L217 237H221ZM234 235L236 236V234H234ZM240 235L242 236V234H240ZM25 236H26V235H25ZM103 236H104V235H103ZM206 236H207V235H206ZM209 236H210V235H209ZM209 236H208V237H209ZM27 237H28V236H27ZM112 237H113V236H112ZM29 238H30V237H29ZM203 238H205V237H203ZM214 238H215V237H214ZM235 238H236V237H235ZM23 239H24V238H23ZM46 239H47V238H46ZM52 239H53V237H52ZM52 239H50V240H52ZM89 239H90V238H89ZM93 239H95V240H93ZM102 239H107V238L104 237V238H102ZM108 239H109V238H108ZM108 239H107V240H108ZM111 239H112V238H111ZM205 239H206V238H205ZM207 239H208V238H207ZM210 239L212 240V237H211ZM229 239H230V238L228 237V240H229ZM232 239H233V238H232ZM237 239H238V238H237ZM12 240H13V239H12ZM12 240H11V241H12ZM30 240H31V239H30ZM30 240H29V241H28L27 239H26V240L24 239V241L22 240V241L24 242L22 245L26 246L25 248H27V251H28V249H29V247H27V245H28L27 241L30 243V242H31ZM50 240H49L48 243H50ZM84 240H85V239H84ZM87 240H88V239H87ZM87 240H86V241H87ZM109 240H110V239H109ZM200 240H201V239H200ZM211 240H210V241H211ZM223 240H224V239H223ZM225 240H226V239H225ZM18 241H19V240H18ZM47 241H48V239H47ZM56 241H57V240H56ZM92 241H91V242L89 241V242L92 244ZM104 241H106V240H104ZM117 241H118V240H116V241H114V242H117ZM175 241H177V240H175ZM198 241H199V240H198ZM205 241H207V240H205ZM230 241H232V240H230ZM16 242H17V241H16ZM20 242H21V241H20ZM20 242H18V243H20ZM40 242H41V241H40ZM44 242H45V241H44ZM102 242H103V240H102ZM106 242H108V241H106ZM112 242H113V241H112ZM130 242H131V241H130ZM182 242H183V241H182ZM203 242H204V241H203ZM234 242H235V240H234ZM10 243H11V242H10ZM21 243H22V242H21ZM21 243H20V244H21ZM41 243H42V242H41ZM41 243H40V244H41ZM45 243H46V242H45ZM120 243H121V242H120ZM153 243H155V242H153ZM159 243H160V242H159ZM178 243H179V242H178ZM205 243H206V242H205ZM25 244H27V245H25ZM46 244H47V243H46ZM83 244H84V242H83ZM97 244H98V242H97ZM106 244H109V245H110V244H113V243H110V242H109V243H106ZM198 244H199V243H198ZM200 244H203V243H200ZM231 244H232V243H231ZM4 245H5V243H4ZM22 245H21V246H22ZM30 245H31V244H30ZM48 245H50V244H48ZM48 245H46V246L48 247ZM161 245H162V244H161ZM196 245H197V243H196ZM34 246L36 247L37 245H34V244H33V247H34ZM83 246H84V245H83ZM83 246H81V247H83ZM87 246H88V244H87ZM107 246H108V245H107ZM130 246H131V245H130ZM171 246H172V245H170L169 247H171ZM193 246L195 247V245H193ZM193 246H192V248L194 249ZM232 246H233V245H232ZM12 247H13V246H12ZM35 247H34V249L37 250ZM38 247H41V246H37V248H38ZM85 247H86V246H85ZM85 247H83V248H85ZM88 247H89V246H88ZM104 247H105V246H104ZM109 247H110V246H109ZM111 247H112V246H111ZM116 247H117V246H116ZM124 247H125V246H124ZM155 247H156V246H155ZM158 247H159V246H158ZM224 247H226V246H224ZM229 247H230V246H229ZM234 247H235V246H234ZM5 248H6V247H5ZM30 248H31V247H30ZM83 248H82L81 250H83ZM89 248L95 249V248H93V246H92V247H89ZM152 248H153V247H152ZM152 248H151V249H152ZM161 248H162V247H161ZM163 248H164V246H163ZM192 248H191V247H188V249H186L187 252H184L185 255H187V256L189 255V256H188L189 259L192 258L193 255L196 253V252H195V253L193 252V249H192ZM195 248H197V246H196ZM227 248H228V247H227ZM41 249L43 250L44 248H41ZM41 249H38V250H41ZM45 249H46V247H45ZM45 249L43 250V252H45ZM92 249H91V250H92ZM159 249H160V248H159ZM159 249H158V251L161 250V249H160V250H159ZM181 249H182V248H181ZM189 249H190V250H189ZM198 249H199V248H198ZM209 249H210V248H209ZM230 249H231V247H230ZM17 250H18V248H17ZM30 250H32V249H30ZM42 250H41V251H42ZM46 250L49 251V250H52V249L49 248V249H46ZM86 250H88V248H86ZM86 250H83V251H86ZM91 250H90V251H91ZM124 250H126V253H128V252H127V249L124 248ZM162 250H163V249H162ZM165 250H166V249H165ZM170 250H171V249L169 248V251H168V248H167V250H166L167 252L165 251V254L167 255V253L171 252ZM188 250L190 251V254H189ZM191 250H192V251H191ZM195 250H197V249H195ZM251 250H252V249H251ZM14 251L16 252V249L14 250V248H13V253H15ZM18 251H20V250H18ZM32 251H33V250H32ZM41 251H40V252H41ZM74 251H75V250H74ZM78 251H79V250H78ZM92 251H93V252H96V255L98 254L97 251H95V250H92ZM92 251H91V252H92ZM113 251H114V250H113ZM122 251H123V250H122ZM128 251L130 252V249H128ZM154 251H155V250H154ZM158 251H157V252H158ZM226 251H227V250H226ZM76 252H77V251H76ZM76 252H75V253H76ZM79 252H80V251H79ZM103 252H104V251H103ZM111 252H112V251H111ZM123 252H124V251H123ZM137 252H139V251H137ZM163 252H164V250H163ZM163 252H162V254H163ZM180 252H181V251H180ZM32 253H33L34 255L29 254L28 256H31V255H32V256H34L33 258L35 259L36 256H37V254L35 253V251H33ZM38 253H39V251H38ZM46 253H47V252H45L43 255L45 256ZM49 253H50V252H49ZM49 253H48V254H49ZM84 253H85V252H84ZM84 253L81 254V255H82V258L79 257V258H81V259H80L81 261H82V259H83V254H84ZM115 253H116V252H115ZM126 253H125V254L122 253V254H124L125 258H126V256H127L126 259H131V258H133V259L135 260L137 254L135 255V258H134L133 256H132V257L130 256L131 253L134 255L135 252L133 253V252L131 251V252L128 253L127 255H126ZM184 253H180V254L182 255V254H184ZM186 253H188V254H186ZM193 253H194V254H193ZM40 254H41V253H40ZM40 254H38V256H39ZM92 254H93V253H91V255H92ZM99 254L101 255V253H99ZM113 254H114V253H113ZM120 254H121V253H120ZM149 254H150V253H149ZM152 254H154V253H152ZM165 254H164V255H165ZM170 254H171V253H170ZM176 254H177V253H176ZM176 254H172V256H173V255L177 256ZM35 255H36V256H35ZM46 255H47V254H46ZM75 255H76V254H75ZM77 255H78V254H77ZM81 255H78V256H81ZM85 255H87V253H86ZM103 255H104V254H103ZM114 255H115V254H114ZM146 255H148V254H146ZM146 255H144V256H145L146 259H148L149 257L147 256V257H148V258H147ZM150 255H151V254H150ZM150 255H149V256H150ZM155 255H156V254H155ZM159 255H160L161 257H160ZM159 255H157L158 257H157L156 259H155V258L152 259V260H153V261H152V264L157 263V262H158L157 259L159 260V263H158V264H178V261H177V262H170V261L172 260V258H171V260H170V257H172L171 255H170V256L168 255V256H169V259H168V260H170V261H168L167 258H165V256H164V258H165V259H164L163 256L161 255V253H160ZM178 255H179V254H178ZM181 255H180V257H181ZM190 255H191V256H190ZM196 255H197V254H196ZM255 255H256V252H255ZM21 256H22V255H21ZM24 256H25V255H24ZM38 256H37V258H38ZM40 256H42V255H40ZM78 256H77V257H78ZM87 256H88V255H87ZM92 256H93L94 259H95L94 254H93ZM110 256H112V255H110ZM122 256H123V255H122ZM122 256H121V259H122V260H120V257L117 258L118 256L116 257L117 259H115V257H114L115 260H112L113 264H127L128 262L125 263L126 260H125V258L123 259ZM0 257H1V256H0ZM25 257H26V256H25ZM45 257H46V256H45ZM47 257H48V256H47ZM100 257H101V256H100ZM140 257H142V256H140ZM152 257H155V256L152 255ZM180 257H179V258H180ZM1 258H2V257H1ZM26 258H28V257H26ZM29 258H30V257H29ZM29 258H28V260H29ZM37 258L35 259L36 261H37ZM39 258L41 259V257H39ZM43 258H44V257H43ZM43 258H42V259H43ZM49 258H50V257H49ZM74 258H75V257H74ZM84 258H85V256H84ZM101 258L104 259L103 261L101 260L102 262L106 261L105 258H103V256H102ZM106 258H107V257H106ZM109 258H110V257H109ZM137 258H139V257H137ZM145 258L143 257L144 260H141V259H139V260L137 259V260H138V261L141 260V262H142V261H143V262H144V261L146 262ZM159 258H160L161 260H160ZM184 258H185V257H184ZM195 258H196V257H195ZM198 258H199V257H198ZM14 259H15V258H14ZM23 259H24V258H23ZM30 259H31V258H30ZM46 259H47V258H46ZM87 259H90V257H88ZM99 259H100V258H99ZM111 259H112V258H111ZM111 259H108V260L111 261ZM154 259H155V262H154ZM175 259L178 260V257L175 258ZM181 259H182V258H181ZM192 259H193V258H192ZM205 259H206V258H205ZM263 259H264V258H263ZM31 260H32V259H31ZM76 260H77L78 262L80 261V260H78V259H76ZM76 260H75V261H76ZM91 260H93V259H90V261H91ZM149 260H150V259H148L147 261L150 263ZM173 260H174V259H173ZM182 260H183V259H182ZM186 260L188 261V259H186ZM195 260H196V259H195ZM0 261H1V260H0ZM2 261H3V260H2ZM23 261H27V259H25V260H23ZM23 261L21 260V261H18V262H22L21 264H23V263H24ZM36 261H35V263L37 264L38 261H37V262H36ZM39 261H40V260H39ZM49 261H50V260H49ZM49 261L46 260L45 264H46V263L49 264ZM81 261H80V263H81ZM83 261H84V260H83ZM83 261H82V262H83ZM110 261H108L109 264H111ZM114 261H115V263H114ZM127 261H128V260H127ZM156 261H157V262H156ZM174 261H175V260H174ZM201 261H202V260H201ZM261 261H262V260H261ZM16 262H17V261H16ZM16 262H15V263H16ZM32 262H34V260H32ZM73 262H74V260H73ZM85 262H86V260H85ZM88 262H89V261H87L86 264H88ZM96 262H97V261H96ZM122 262H123V263H122ZM129 262H131V260H130ZM141 262H140L139 264H146L145 262H144V263H141ZM148 262H147V263H148ZM189 262L191 263V261H189ZM195 262H196V261H195ZM197 262H199V261H197ZM203 262H205V261H203ZM203 262H202V263H203ZM0 263H1V262H0ZM27 263H28V261L25 262L24 264H27ZM35 263H34V264H35ZM91 263H92V261H91ZM91 263H89V264H91ZM137 263H138V262H137ZM137 263H136V264H137ZM149 263H148V264H149ZM180 263H182V261H181ZM192 263H193V262H192ZM208 263H209V262H208ZM208 263H207V264H208ZM17 264H18V263H17ZM29 264H30V263H29ZM32 264H33V263H32ZM38 264H39V263H38ZM43 264H44V263H43ZM50 264H51V263H50ZM104 264H108V263L106 262V263H104ZM128 264H130V263H128ZM131 264H135V262L133 261V263H131ZM183 264H185V261H184ZM205 264H206V263H205Z\"/></svg>",
	"mask_w": 264,
	"mask_h": 264
}]
</instances>
